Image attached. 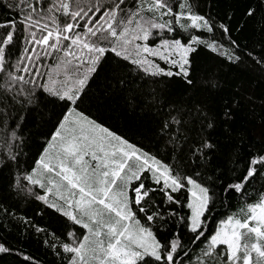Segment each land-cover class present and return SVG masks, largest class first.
<instances>
[{
  "label": "snow or ice",
  "instance_id": "snow-or-ice-1",
  "mask_svg": "<svg viewBox=\"0 0 264 264\" xmlns=\"http://www.w3.org/2000/svg\"><path fill=\"white\" fill-rule=\"evenodd\" d=\"M0 264H264V0H0Z\"/></svg>",
  "mask_w": 264,
  "mask_h": 264
},
{
  "label": "trees",
  "instance_id": "trees-1",
  "mask_svg": "<svg viewBox=\"0 0 264 264\" xmlns=\"http://www.w3.org/2000/svg\"><path fill=\"white\" fill-rule=\"evenodd\" d=\"M32 247H33V250H34L35 249V246L33 245Z\"/></svg>",
  "mask_w": 264,
  "mask_h": 264
}]
</instances>
